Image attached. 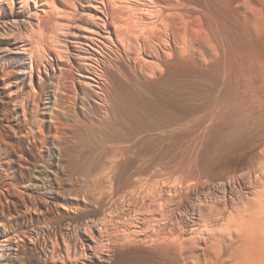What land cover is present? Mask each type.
Wrapping results in <instances>:
<instances>
[{"label": "bare ground", "instance_id": "1", "mask_svg": "<svg viewBox=\"0 0 264 264\" xmlns=\"http://www.w3.org/2000/svg\"><path fill=\"white\" fill-rule=\"evenodd\" d=\"M248 3L0 0V164L8 171L16 160L37 189L50 151L56 197L65 199L46 194L54 214L42 210L43 224L3 225L0 264H264V133L206 181L186 169L164 181L140 167L127 113L157 95L172 69L220 83L210 120L219 108L235 118L264 108V59L251 67L245 43L250 25L264 34V16L250 22ZM254 74L260 89L249 86Z\"/></svg>", "mask_w": 264, "mask_h": 264}, {"label": "rangeland", "instance_id": "2", "mask_svg": "<svg viewBox=\"0 0 264 264\" xmlns=\"http://www.w3.org/2000/svg\"><path fill=\"white\" fill-rule=\"evenodd\" d=\"M249 2V1H248ZM253 5V6H252ZM249 6V13L250 16L249 20L252 19V17L254 18V16L257 15V17L260 16L263 17L264 16V0H250V4L248 3ZM256 6V7H255ZM252 7V8H250ZM259 9V10H258ZM261 9V10H260ZM252 10V11H251ZM258 10V11H257ZM257 11V12H256ZM261 12V13H260ZM254 15V16H253ZM264 18V17H263ZM221 20V25L224 26L223 24H225L226 22ZM251 22V20H250ZM229 25H231V23H229ZM227 26V24L225 25ZM225 30L228 31V33H230L229 31L233 30V27L229 26L227 27V29L225 27H223ZM252 29V31H250ZM264 31V30H263ZM248 32L246 35V52L248 54V60L251 61L250 62V66L253 65V67H255V64L257 63V61L259 59H261L260 57L262 56V59H264V34L262 33L261 30V34L263 35V37H260L262 35H258L259 33L255 30H253V27L251 28V25L248 27ZM256 34H255V33ZM233 33V35H232ZM232 33H230V35H228L229 37H226L228 40V43L231 44L229 45L230 48H234L233 47V38L234 35L237 36L236 32L233 31ZM254 34V35H253ZM256 35V36H255ZM258 35V36H257ZM232 37V38H231ZM236 38V37H235ZM237 39V38H236ZM235 39V40H236ZM239 39V36H238ZM234 40V41H235ZM260 40V41H259ZM227 43V44H228ZM235 43V42H234ZM248 47V48H247ZM260 53V54H259ZM255 56V57H254ZM253 59V60H250ZM254 58H257L254 59ZM255 63V64H254ZM257 65V64H256ZM252 67V66H251ZM173 73L169 74V80H166L167 82H165L164 88H161L157 93V95H147V93L142 94V96L144 97L145 100V105H141V107L137 104H135L132 107H130L131 109H128L127 113H129V117L131 120L133 119V125L134 128L132 126V132L135 133L134 135V141H135V147L136 150H138L137 152H139V156H141L140 158L143 160L140 161V167L143 168L142 166H144L145 169L149 168L150 172H146L149 174V177L153 176L156 177V173H157V178L160 180H164L167 181V178H169L168 176L173 175V173L176 175V177H179V175L181 176L184 172H186V170L188 172L191 173H196V174H200V176H203V181H206L207 178L209 177V175L211 174H219V171L222 170V168L224 167V164L228 161H231V156L233 157L234 153H237L236 151L240 150H246V148H249L250 146V141L256 137L257 139L264 133V108L263 107H259L256 109L255 114L252 117L245 116V118H243L244 116H240L238 118L232 117L231 115H229L228 111L226 108H223V112L220 108L218 109V114H216L215 116H213L212 118H214V120H210L211 118L207 117V110H208V106L212 103L213 100H215V97H217L216 95L219 94V91L221 92V85L220 83H215V81L211 80L208 78L206 79H202L204 77H199L198 75H193V73H189V72H185L181 71V72H176L175 69H172ZM175 70V71H174ZM192 76V77H191ZM196 76V78H195ZM189 78V79H188ZM252 78V81H248L249 82V86L254 88H257L256 86H259L258 84H255L254 79L256 80V75L254 74L252 77L249 76L248 79ZM174 79V80H173ZM202 79V80H201ZM170 81V82H169ZM172 81V82H171ZM195 81V83H194ZM200 81V83H199ZM205 81V82H204ZM210 81V82H209ZM181 82V83H180ZM252 82V84L250 83ZM170 83V84H169ZM208 83V85H207ZM254 83V84H253ZM169 84V85H168ZM191 84V85H190ZM193 84V85H192ZM198 84V85H197ZM127 85L129 86L128 88H130L129 90L131 91H127L128 94H131L137 97L138 96V92H140L138 89H135L134 87H132L133 85H129L127 83ZM172 85V86H171ZM212 85V86H211ZM216 85V86H215ZM253 85V86H252ZM162 86V87H163ZM192 86V87H191ZM207 86V88H206ZM209 86V87H208ZM220 86V88H219ZM187 87V88H186ZM218 87V88H216ZM261 87V86H259ZM258 87V88H259ZM134 88V89H133ZM174 88V89H173ZM257 88V89H258ZM262 88V87H261ZM173 89V90H172ZM182 89V90H181ZM190 89V90H189ZM260 89V88H259ZM180 90V91H179ZM213 90V92H212ZM216 90V92H215ZM134 93H133V92ZM137 91V92H136ZM185 91V92H184ZM187 91V93H186ZM192 91V92H191ZM204 91V92H202ZM206 91V92H205ZM172 92V93H171ZM201 92V93H200ZM133 93V94H132ZM138 93V94H136ZM167 93V94H166ZM171 93V94H169ZM176 93V94H175ZM209 93V94H208ZM159 94V95H158ZM187 94V95H186ZM200 94V95H199ZM141 95V93L139 94ZM161 95V96H160ZM172 97H171V96ZM179 95V96H178ZM183 95V96H182ZM215 95V96H214ZM161 98H159V97ZM212 96V97H211ZM153 97V98H152ZM157 97V98H156ZM167 97V98H166ZM177 97V98H176ZM182 97V98H181ZM191 97V98H190ZM198 97V98H197ZM156 98V99H155ZM179 98V99H178ZM195 98V99H194ZM214 98V99H213ZM151 99V100H150ZM155 99V100H154ZM164 99V100H163ZM200 101H199V100ZM188 100V101H187ZM204 101V102H203ZM153 102V103H152ZM166 102V103H165ZM182 102V103H181ZM187 102V103H186ZM208 102V103H207ZM171 103V104H170ZM177 103V104H176ZM190 103V104H189ZM204 104V105H203ZM147 105V106H146ZM176 105V106H175ZM184 105V106H183ZM206 105V106H205ZM182 106V107H181ZM189 107V108H188ZM133 108V109H132ZM187 108V109H186ZM204 108V110H203ZM207 108V109H206ZM260 108V109H259ZM140 109H142L140 111ZM226 109V110H225ZM172 110V111H171ZM220 110V111H219ZM139 113H138V112ZM177 111V112H176ZM182 111V112H181ZM195 111V112H194ZM225 111V117H223L224 115L220 113H224ZM147 112V113H146ZM177 114H176V113ZM201 114H200V113ZM227 112V113H226ZM143 113V114H142ZM197 113V114H196ZM203 113V114H202ZM206 113V114H205ZM171 116H170V115ZM196 114V115H195ZM205 114V116H204ZM258 114V115H257ZM128 115V114H127ZM137 115V116H134ZM148 115V116H147ZM182 115V117H181ZM190 115V116H189ZM201 115V116H200ZM133 116V117H132ZM155 116V117H154ZM167 116V117H166ZM169 116V117H168ZM179 116V117H178ZM184 116V117H183ZM232 117V119H228L229 117ZM186 117V118H185ZM193 117V118H191ZM199 117V118H198ZM203 117H207V120L205 122V124L203 126L198 125L199 124V120ZM141 118V120H140ZM162 118V119H161ZM196 120H195V119ZM209 118V119H208ZM224 118V120H223ZM234 119H237L236 121ZM258 118V119H257ZM153 119V120H152ZM191 119V120H190ZM228 119V120H227ZM162 120V121H161ZM194 120V121H193ZM198 120V121H197ZM232 120V121H231ZM252 120V121H251ZM147 121V122H146ZM157 121V122H156ZM171 121V122H170ZM179 121V122H176ZM182 121V122H181ZM187 121V122H186ZM213 121V123H211ZM139 123V124H138ZM142 123V124H141ZM156 123V124H155ZM172 123V124H170ZM175 123V124H174ZM195 123H197L195 125ZM238 123V124H237ZM251 124V126L249 127V125ZM253 123V124H252ZM154 124V125H153ZM158 124V125H157ZM186 124V125H185ZM188 124V125H187ZM191 126H190V125ZM224 124V125H222ZM233 124V125H232ZM260 124V125H258ZM263 124V126H261ZM152 125V126H151ZM163 125V126H162ZM212 127H211V126ZM235 125V126H234ZM244 125V126H243ZM147 126V127H146ZM171 126V128H170ZM174 126V127H173ZM176 126V127H175ZM179 126V127H178ZM208 126V127H207ZM221 126V127H220ZM228 126V127H227ZM234 126V127H232ZM238 126V127H237ZM184 127V129H183ZM188 127V128H187ZM190 127V128H189ZM205 127V128H204ZM219 127V128H218ZM225 127V130L224 128ZM239 127L241 129H239ZM138 128V129H137ZM154 128V129H153ZM162 128V129H161ZM165 128V129H164ZM178 128V129H177ZM216 128V129H215ZM227 128V129H226ZM236 128V129H235ZM246 128V129H244ZM171 129V130H170ZM181 132H180V130ZM188 129V130H187ZM192 129V130H191ZM197 129V130H196ZM211 129V130H210ZM214 129V130H213ZM222 129V130H221ZM260 129V130H259ZM170 130V131H169ZM209 130V131H208ZM219 130V131H218ZM228 130V132H230L231 135H229L228 132H226ZM247 130H249L250 132H248ZM142 131V132H141ZM205 131V132H204ZM214 131V132H213ZM220 131H222L220 133ZM225 131V132H223ZM257 131V132H255ZM261 131V132H260ZM149 132V133H148ZM151 132V133H150ZM170 132V133H169ZM200 132V133H199ZM204 132V133H203ZM209 132V133H207ZM213 132V133H212ZM255 132V133H254ZM263 132V133H262ZM159 133V134H158ZM164 133V134H163ZM212 133V134H211ZM217 133V134H216ZM219 133V135H218ZM145 134V135H144ZM166 134V135H165ZM175 134V135H174ZM255 136H254V135ZM144 135V136H143ZM168 135V136H167ZM173 135V136H172ZM188 135V136H187ZM201 135V136H200ZM222 135V136H221ZM236 135V136H235ZM241 135V136H240ZM148 136V137H147ZM154 136V137H153ZM164 136V137H163ZM172 136V137H171ZM175 136V137H174ZM200 136V137H199ZM177 137V138H176ZM185 137V138H184ZM219 137V138H218ZM230 137V138H229ZM238 137V138H237ZM242 137V138H241ZM148 138V139H147ZM153 138V139H152ZM163 138V139H162ZM171 138V140H170ZM190 138V141H189ZM248 138L249 141L247 140ZM254 138V139H256ZM136 139V140H135ZM162 139V140H161ZM178 139V140H177ZM195 139V140H194ZM221 139V140H220ZM237 139V141H236ZM254 139L252 140V142L254 141ZM144 142H143V141ZM147 140V141H146ZM168 140V141H167ZM187 140V141H186ZM216 140V141H214ZM218 140V141H217ZM229 140V141H228ZM244 140V142L242 141ZM246 140V141H245ZM150 141V142H149ZM160 143H158V142ZM162 141V142H160ZM189 141V142H188ZM220 141V142H219ZM235 141L234 145L233 142ZM139 142V143H138ZM169 142V143H168ZM191 142V143H190ZM193 142V143H192ZM207 142V143H206ZM209 142V143H208ZM237 142V144H236ZM247 142V143H246ZM249 142V143H248ZM144 143V144H143ZM155 143V144H154ZM175 143V144H174ZM178 143V144H177ZM190 143V144H189ZM213 143V144H212ZM241 143V145H240ZM139 144V145H138ZM154 144V145H153ZM204 144V146H202ZM207 144V145H206ZM152 145V146H150ZM157 145V146H156ZM239 145V146H236ZM252 145V144H251ZM149 146V147H148ZM162 146V147H161ZM229 146V147H228ZM242 146V147H241ZM147 149H146V148ZM151 147V148H150ZM202 149H200V148ZM225 147V148H224ZM232 147V148H231ZM239 147V148H238ZM231 148V149H230ZM235 148V149H234ZM151 149L150 151L152 152H148V150ZM154 149L156 151H154ZM164 149V150H163ZM214 149V150H212ZM224 149V150H223ZM234 149V150H233ZM147 150V151H146ZM197 150V151H196ZM205 150V151H204ZM229 150V151H228ZM166 151V152H165ZM47 151L44 153L43 157L41 158L42 160L40 161L42 164L45 165V170L43 173L41 174V183L40 187H38L37 189L29 187L26 183L28 179H23L21 176H19L21 173L22 168H20L21 166H19L20 164L15 160L13 163V167L9 168L8 171H5V167L2 166L0 164V229H4L3 225H6L7 228H9V226L13 225H17L18 226H32V225H36L38 222L39 224H41L42 222L44 223L45 221V211L46 213H48V215H53L54 214V210H50L49 212H52L51 214L49 212H47L46 206H43L42 204L45 203V201L43 203H41V201H43L44 199H46L47 195H53V193H55L53 196H55V201L57 203H63V200L65 202V199H63L62 197H56L57 195V189H58V184L56 182L55 177L53 176V174L50 172L51 169L53 171L54 167L52 166L53 164L51 163L52 160H50L49 158L51 157V152ZM145 153V157L142 158L143 154ZM230 152V154L228 153ZM234 152V153H233ZM142 155H141V154ZM157 153V154H156ZM194 153L196 155H194ZM200 153V154H199ZM208 155H207V154ZM232 153V154H231ZM156 154V155H155ZM204 154V155H203ZM216 154V155H215ZM221 154V155H220ZM149 155V156H148ZM198 155V156H197ZM201 155V156H200ZM229 155V156H227ZM156 156V157H155ZM160 157V158H159ZM228 157V158H227ZM225 158V160H224ZM52 159V158H51ZM146 159V160H145ZM155 159V160H154ZM159 159V161H158ZM203 159V160H202ZM228 159V160H227ZM223 160V161H222ZM51 163H49V162ZM153 161V162H151ZM186 161V162H185ZM146 162V163H145ZM191 162V163H190ZM222 162V163H221ZM18 163V164H17ZM50 165H49V164ZM144 163V164H143ZM160 163V164H158ZM49 168V172L47 171V165ZM147 164V165H145ZM150 164V165H149ZM177 164V165H176ZM197 164V165H196ZM223 164V165H222ZM154 165V166H153ZM159 165V166H158ZM185 165V166H184ZM187 165V166H186ZM211 165V166H210ZM213 165V166H212ZM151 166V167H150ZM153 166V167H152ZM157 166V167H156ZM168 166V167H167ZM172 166V167H171ZM174 166V167H173ZM190 166V167H189ZM201 166V168L199 167ZM217 166V167H216ZM139 168V166H137ZM136 167V168H137ZM162 167V168H161ZM176 167V168H175ZM179 167V168H178ZM197 167V169H196ZM210 167V168H209ZM219 167V168H218ZM4 168V169H3ZM20 168V169H19ZM168 168V169H167ZM182 168V169H181ZM204 168V169H203ZM215 170H214V169ZM160 169V170H159ZM164 169V170H163ZM170 169V170H169ZM186 169V170H185ZM194 169V170H193ZM14 170V171H12ZM20 170V171H19ZM148 170V171H149ZM157 170V171H156ZM165 170H167L165 172ZM178 170V171H177ZM181 170V171H180ZM185 170V171H184ZM200 170V171H199ZM5 171V172H4ZM17 171V172H16ZM173 171V172H172ZM193 171V172H192ZM223 171V170H222ZM221 171V172H222ZM14 172L18 175L14 176ZM164 172V173H162ZM169 175H166L168 174ZM8 173V174H7ZM48 175H47V174ZM50 173V174H49ZM153 173V174H152ZM155 173V174H154ZM204 173V174H203ZM12 174V175H11ZM148 174H146L145 176H148ZM151 174V175H150ZM166 175V176H162L161 175ZM171 174V175H170ZM9 175V176H8ZM53 178H51L52 176ZM11 176V177H10ZM46 176V177H45ZM8 177V178H7ZM16 177V178H15ZM167 177V178H166ZM8 180H7V179ZM10 178V179H9ZM12 178V179H11ZM15 178V179H14ZM18 178V179H17ZM49 178V179H48ZM21 181H20V180ZM166 179V180H165ZM10 180H13L12 182ZM18 182H16V181ZM5 181H7L5 183ZM24 184H23V182ZM15 182V183H13ZM22 182V183H21ZM56 182V183H55ZM21 183V185H20ZM6 184V185H5ZM11 186H10V185ZM13 184V185H12ZM43 184V185H42ZM9 185V186H8ZM27 185V186H24ZM42 185V186H41ZM4 186V187H3ZM7 186V187H6ZM45 186V187H44ZM9 187V188H8ZM35 190V191H34ZM3 191V192H2ZM42 191V192H41ZM50 191V192H49ZM47 194V195H46ZM30 195V196H29ZM2 197V198H1ZM57 198V199H56ZM43 199V200H42ZM34 201V202H33ZM36 201V202H35ZM4 202V203H3ZM9 202V203H8ZM25 204V205H24ZM27 204V205H26ZM34 204V205H33ZM45 205V204H44ZM43 206V207H41ZM34 207H37L36 209ZM41 207V210H40ZM44 208V209H43ZM30 209V210H29ZM35 209V212L33 211ZM24 210V211H23ZM42 210L44 211V217L42 216V214L40 215V213H42ZM4 211V212H3ZM41 211V212H39ZM4 213V214H3ZM39 213V214H38ZM33 218H32V216ZM9 217H11V220ZM15 217V218H14ZM41 217V218H40ZM4 219V220H3ZM10 219V220H8ZM38 219V220H36ZM8 220V221H7ZM6 221L8 224H6ZM11 221V222H9ZM17 221V222H16ZM5 222V224H4ZM14 222V223H13ZM26 225H25V224ZM29 223H33L31 225H29ZM36 223V224H35ZM42 223V224H43ZM11 224V225H9ZM21 224V225H20ZM28 224V225H27ZM6 228V227H5ZM6 228V229H7Z\"/></svg>", "mask_w": 264, "mask_h": 264}]
</instances>
